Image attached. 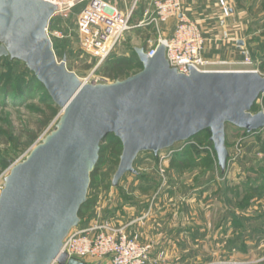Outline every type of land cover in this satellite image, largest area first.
Instances as JSON below:
<instances>
[{
    "label": "water",
    "instance_id": "95a60500",
    "mask_svg": "<svg viewBox=\"0 0 264 264\" xmlns=\"http://www.w3.org/2000/svg\"><path fill=\"white\" fill-rule=\"evenodd\" d=\"M46 0H0V56L22 61L61 109L55 127L10 168L0 190V264H85L61 251L80 223L100 144L121 142L112 185L144 151L155 155L206 129L220 170L229 156L226 126L264 128V94L255 70L188 73L170 66L165 45L152 56L134 47L142 69L111 82H85L58 60L47 28L56 10ZM242 41H238L241 44Z\"/></svg>",
    "mask_w": 264,
    "mask_h": 264
},
{
    "label": "rangeland",
    "instance_id": "374dc122",
    "mask_svg": "<svg viewBox=\"0 0 264 264\" xmlns=\"http://www.w3.org/2000/svg\"><path fill=\"white\" fill-rule=\"evenodd\" d=\"M224 1L229 9L227 15L219 0H214L215 11L219 12L216 21L221 31H227L226 36L221 32V38L233 35L228 40L236 49L237 62L211 58L204 55V49L203 56L219 61L217 66L222 68L264 74V0ZM81 7L75 4L65 16H54L60 27L59 38L50 36L55 55L58 60L65 58L67 68L82 80L105 78L102 68L96 69L107 65L104 59L81 48L77 28ZM166 23L160 33L150 28L157 41L159 34L163 39L167 37L162 34L173 28L175 19ZM127 32L108 57L110 63L120 57L136 56L120 68L123 74L119 79L142 69L133 47L144 45L146 51L154 45L135 41ZM49 102L46 89L22 61L0 57V186L12 165L23 160L55 127L60 108L48 125L39 127V112H45L44 104ZM259 110H264V94L251 109ZM225 132L229 156L224 172L213 144H208L210 133L203 131L183 151L184 143L177 142L156 155L150 151L139 153L133 164L137 172L126 173L115 186L112 177L122 147L110 145L112 136H107L101 143L102 159L88 189L90 203L82 209L80 219L87 224L107 220L115 227L127 225L128 233L141 230L143 243H150L149 238L145 241V231L165 235L180 231L176 249H165L166 258L178 264H264V128L248 134L227 124ZM179 151L183 154L178 157L175 153ZM84 263L105 264L91 256Z\"/></svg>",
    "mask_w": 264,
    "mask_h": 264
},
{
    "label": "built area",
    "instance_id": "2783aa9c",
    "mask_svg": "<svg viewBox=\"0 0 264 264\" xmlns=\"http://www.w3.org/2000/svg\"><path fill=\"white\" fill-rule=\"evenodd\" d=\"M46 1L59 6L52 17L56 14L65 16L66 11L75 4L82 5L77 16L81 48L101 60L112 51L125 31L153 25L160 33V24L175 19L172 34L164 39L159 34L157 43L146 50L148 56L154 54L158 43H163L170 66L182 73H188L190 67L201 72L247 70L222 68L217 66L219 61L203 56L205 37L197 22L183 14V0H154L153 11H145L144 17L135 23L132 21V9L128 12L112 11L103 0ZM219 3L227 15L229 9L225 1L219 0ZM47 32L51 36L48 28ZM54 34L60 36L58 31H54ZM105 80L103 77H94L84 81L98 83ZM126 227H115L107 220L78 224L64 238L61 251L81 261L91 256L105 264H178L169 261L163 250L154 254L151 243L141 242L140 235L128 233Z\"/></svg>",
    "mask_w": 264,
    "mask_h": 264
},
{
    "label": "crops",
    "instance_id": "0c3cea01",
    "mask_svg": "<svg viewBox=\"0 0 264 264\" xmlns=\"http://www.w3.org/2000/svg\"><path fill=\"white\" fill-rule=\"evenodd\" d=\"M108 8H110L112 11H122V12H128L129 10H133L132 14V21L138 22L144 17V12H152L154 9L153 2L154 0H103ZM215 8L217 10V7H214V0H183V8L182 12L185 16H188L192 19H195L202 29V32L205 37V46H204V55L211 56V58H222L230 60L232 64H234L233 61L236 59V49H234L231 46V43L228 39H230L228 33V38L226 37L225 40L221 38V32L226 36L227 31H221L220 26L217 23V17H219V12L215 11ZM213 11V14H212ZM167 24V23H166ZM163 26H165V23L160 24V32L163 30ZM155 26L153 25H142L139 27H135L129 30L128 34L133 35L135 41L139 40L143 43L148 44H156L157 43V36L151 35V32H149L150 28ZM174 27V26H173ZM59 24L57 20L55 21L54 17H52L48 24V31L50 35L54 38L57 37L53 31H59ZM157 30V29H156ZM173 28H168V30L163 32L162 35H167L169 37L172 34ZM126 33V34H127ZM233 38V37H231ZM155 42V43H154ZM144 47V45H142ZM134 48V47H133ZM55 51V50H54ZM230 57V58H228ZM237 62V61H235ZM85 222H80L79 225H86V220H82ZM128 227V226H127ZM133 233H140L141 239L143 238V234L141 233V230H138L137 232ZM154 231H145L146 239L145 241H148L147 238H149V241L153 245V253L155 254L159 250L166 251L165 249L169 248H175V243H178V240L182 236L180 231H173L169 233L168 235L165 234H154ZM207 264H215L213 262L207 263Z\"/></svg>",
    "mask_w": 264,
    "mask_h": 264
},
{
    "label": "trees",
    "instance_id": "16d2710c",
    "mask_svg": "<svg viewBox=\"0 0 264 264\" xmlns=\"http://www.w3.org/2000/svg\"><path fill=\"white\" fill-rule=\"evenodd\" d=\"M111 52L104 58V62L103 63L104 64H107V65L104 66V67L103 66H99L96 69H98V68L101 67L102 68L101 70H102L103 76L105 78H108V79H111V80H116V79H119L121 77V75L123 74V71H121L120 68L123 67V66H125V65H127V64H130L132 62V60H135L136 56L120 57L119 59L112 60V61H110V63H108L109 62L108 57L111 55ZM0 57H2V58H9V57H4V56H0ZM33 76H34V74H33ZM34 78L36 79L35 76H34ZM48 96H49V94H48ZM44 105H45V110L46 111L45 112L44 111H40L39 112L40 113V118H41L40 119V123H39V127L40 128H44L46 125H48V123L56 116V114L59 111V107L53 103L51 97H50V102L49 103H45ZM259 130H261V129H258V130H255V131H251V132H247L245 130L244 131L249 134V133L258 132ZM204 131L210 133L208 129H206ZM201 132H203V131H201ZM201 132H199V133H201ZM198 134L194 135L193 137L189 138L186 141H182V143H184V147H183V149L181 151H183L184 149H186L187 147H189L191 145V142L197 137ZM107 136H112V139L109 140V144L110 145H114V146H117V145L120 146L121 145L120 140L116 136H114L113 134H109ZM208 144L209 145H212V142L210 140H208ZM262 144L264 145V141H263ZM102 150H103V147H101V144H100L99 160H98V163L96 164V166L94 167V169H93V171L91 173V182H92L93 176L95 175L97 166L101 162V159H102ZM181 151L176 152L175 155L176 156H178V155L182 156L183 153ZM90 187H91V183H90ZM89 203H90V199L87 197V200L85 201V203L81 206V208L79 210V214L81 213L82 209L85 206L89 205ZM80 222H82V220Z\"/></svg>",
    "mask_w": 264,
    "mask_h": 264
}]
</instances>
